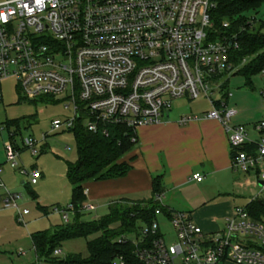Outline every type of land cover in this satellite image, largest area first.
Returning <instances> with one entry per match:
<instances>
[{
    "label": "built area",
    "instance_id": "2783aa9c",
    "mask_svg": "<svg viewBox=\"0 0 264 264\" xmlns=\"http://www.w3.org/2000/svg\"><path fill=\"white\" fill-rule=\"evenodd\" d=\"M213 6V0H0V82L12 78L26 98L60 95L66 107L70 104L71 116L51 119V129L69 128L79 118L85 129L104 136L109 125L135 132L158 122L174 99L203 96L210 103L204 115L218 120L226 133L231 167L252 174L251 183L259 187L249 200L264 196V114L253 124L252 138L243 123L231 122L236 108L211 97L238 67L230 52L236 40L212 33ZM259 74L264 103V68ZM36 142L22 139L32 155ZM5 150L9 164L33 184L37 168L17 167L18 148L10 142ZM190 177L202 178L199 172ZM0 192L1 206L15 208L22 220L21 193L1 180ZM162 196L157 192L153 198L165 207ZM91 208L79 205L81 211ZM53 209L66 222L72 205ZM158 216L170 232L161 229ZM117 241L131 247L108 264H264V219L253 218L241 205L233 206L220 229L209 232L186 211L156 207L148 222L119 234ZM51 254H61L60 249Z\"/></svg>",
    "mask_w": 264,
    "mask_h": 264
},
{
    "label": "rangeland",
    "instance_id": "374dc122",
    "mask_svg": "<svg viewBox=\"0 0 264 264\" xmlns=\"http://www.w3.org/2000/svg\"><path fill=\"white\" fill-rule=\"evenodd\" d=\"M246 16H255L256 19L263 17L264 3L258 6L256 12L248 11ZM262 31L264 32V28ZM0 86L2 92L0 100V179L4 181L2 182L5 186L21 193L17 204L19 208H25L21 220L15 208L0 207V264H33L35 256L29 234L34 230L51 228L60 223L61 217L53 208L65 206L70 202V183L65 175V163L73 161L76 157L73 135L65 127L51 129L50 120L54 118L63 120L65 117L71 116L72 109L70 104L65 106L66 101L61 99L60 95H39L34 98L18 100L17 92L20 94V91L17 87L14 89L12 78L1 80ZM260 86L261 75L259 72L250 75L248 84L245 83L241 74L232 72L228 75L225 85L226 96L222 97L219 90L215 89L211 97L213 99L220 98L228 106L236 108V113L231 117L232 122L250 125L249 123L260 119L264 114V103L259 94ZM207 108H210V103L203 96L194 99L179 97L174 99L171 104V112L176 113H187L190 110L201 112ZM11 133H14L13 144L20 148L18 156L15 157L17 167L29 171L34 166L41 172L37 181L29 186L34 192V198L29 195L27 187L20 184L21 179L27 181V175L19 173L16 166L12 167L7 159L5 144L9 141ZM24 137H32L37 140L35 155L30 154L29 150L23 146L22 139ZM253 178L254 176L250 174V180ZM239 179L242 180L243 177L239 176ZM250 187L256 192L259 189L257 185H250ZM194 190L195 187L191 185H186L183 188L177 187L171 189L169 196L180 202L182 197L191 194ZM228 191L238 204L246 202L247 197L239 198L234 195L239 191H242L244 195L250 194L248 188L241 190L235 186ZM258 197L264 200L261 193L258 194ZM105 211V207H99L95 211L92 209L84 211L81 217L91 219ZM157 220H159L161 229L170 232L167 221L160 216L157 217ZM117 224L115 222L111 226ZM96 234L95 232L86 237L75 236L65 239L59 246L61 254H51L50 257L60 260L67 255L85 257V239ZM229 262L225 264H236ZM42 263L56 264V262Z\"/></svg>",
    "mask_w": 264,
    "mask_h": 264
},
{
    "label": "trees",
    "instance_id": "16d2710c",
    "mask_svg": "<svg viewBox=\"0 0 264 264\" xmlns=\"http://www.w3.org/2000/svg\"><path fill=\"white\" fill-rule=\"evenodd\" d=\"M214 6L209 9L212 22V33L221 37H233L236 46L231 48V59L238 65L235 73L243 76L246 84L250 75L264 68V16L248 21L247 12H256L264 0H213ZM227 20V26H221V21ZM234 35V36H233ZM244 58V61H242ZM228 77L220 85L221 95L226 96L225 85ZM18 100L26 99L17 92ZM16 123V121H14ZM73 135L76 157L73 161H66L65 175L70 183V202L72 210L66 222H60L51 228L37 229L29 234L31 246L36 261L56 262V264H108L112 256L125 253L131 247L117 241L119 234L133 231L141 222H148L156 207L164 211L153 195L161 192L159 174L151 177L150 196L148 198L128 200L119 198L108 203L106 211L91 219H83L84 211L79 205L84 199L83 182L87 180L105 179L124 175L130 168L128 160L121 159L131 150L135 139V132L124 125H109V133L104 136L99 132H90L82 125L81 119L76 118L68 128ZM13 134L9 136L12 144ZM16 147V146H15ZM18 148V147H17ZM27 191L34 198V192L27 187ZM264 200L256 197L245 204L249 214L258 220L264 219ZM117 222L116 226H111ZM97 233L85 239L86 256L67 255L63 259L50 257L52 250L59 248L65 239Z\"/></svg>",
    "mask_w": 264,
    "mask_h": 264
},
{
    "label": "crops",
    "instance_id": "0c3cea01",
    "mask_svg": "<svg viewBox=\"0 0 264 264\" xmlns=\"http://www.w3.org/2000/svg\"><path fill=\"white\" fill-rule=\"evenodd\" d=\"M207 109L201 112L190 110L187 113H176L171 112L170 107L163 111L158 122L137 126L135 143L121 158L128 160L131 156L128 171L117 177L83 182L82 202L91 204V209L95 211L99 207L106 209L109 202L119 198L128 200L148 198L151 177L159 174V187L163 193L161 202L166 208L188 212L191 220L203 232L220 229L223 218L231 213L233 206H245L256 191L250 187L254 186L250 174L231 167L226 133L218 120L204 115ZM182 115L189 118L180 123L178 119ZM254 123L255 121L249 123L250 125L243 123L252 138L256 137ZM12 145L16 146L13 142ZM19 151L18 147V154ZM192 172H199L202 178L199 181L192 179L190 177ZM239 176L243 179L240 180ZM20 184L28 188L31 185L22 179ZM186 185L195 187V190L182 197V201L178 202L169 196L171 189L183 188ZM233 186L241 190L248 188L250 194L244 195L239 191L234 195L239 198L247 197L246 202L236 203L228 191ZM168 196L169 198H166ZM1 197L0 192V207ZM95 217L97 216L93 218ZM226 262L228 261L214 264Z\"/></svg>",
    "mask_w": 264,
    "mask_h": 264
},
{
    "label": "water",
    "instance_id": "95a60500",
    "mask_svg": "<svg viewBox=\"0 0 264 264\" xmlns=\"http://www.w3.org/2000/svg\"><path fill=\"white\" fill-rule=\"evenodd\" d=\"M258 183H260V181H258ZM263 211H264V206H263Z\"/></svg>",
    "mask_w": 264,
    "mask_h": 264
}]
</instances>
